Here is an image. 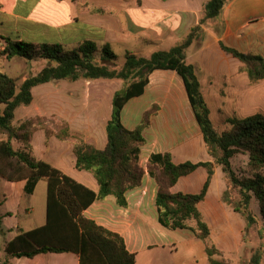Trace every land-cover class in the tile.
I'll use <instances>...</instances> for the list:
<instances>
[{"label": "crops", "instance_id": "crops-1", "mask_svg": "<svg viewBox=\"0 0 264 264\" xmlns=\"http://www.w3.org/2000/svg\"><path fill=\"white\" fill-rule=\"evenodd\" d=\"M207 2L133 0L129 6V0H110L109 3L108 0H0V35L27 41L24 37L36 31L43 37H54L62 44L70 39L76 42L75 46L84 40H93L108 42L110 46L113 43L127 45L136 41L140 46L158 43L170 48L182 41L191 27L199 24ZM73 4L76 7L74 12ZM90 4L110 5L108 24L102 22L106 16L92 14L86 7ZM134 9L140 14H146L148 20L137 23L129 15V11ZM71 10L72 21L66 18ZM219 42L264 58V0H226L220 13L205 20L202 31L185 49V61L193 65L208 107V95L216 94L217 111L226 120L232 117L227 112H233V117H245L252 114L249 110L256 108V88L263 87L264 80L250 83L244 64L223 51ZM2 48L3 42L0 40V50ZM9 60L0 56V70L2 63ZM111 81L119 84L116 90L121 88L120 80ZM35 87L32 88V102L16 109L15 123L36 116L64 121L86 143L98 149L105 146V127L110 115L108 117V110L100 114L101 107L97 101L90 104L91 114L84 120L80 112L67 117L56 113L48 116L36 111L25 118L19 116L22 107L33 105ZM146 113L149 115L142 128L144 144L139 155V165L144 169L140 186L126 192V207L117 205L114 197L107 196L92 202L83 211V215L119 234L127 250L135 254V264H208L204 242L191 230H170L159 224L155 204L157 184L147 170L148 157L155 153L169 152L176 164L184 161H213L188 100L183 80L175 71L153 70L148 76L144 92L130 98L123 106L121 122L127 129L133 130L142 125ZM242 113L244 115H240ZM40 129L43 135L34 143V134ZM13 146L18 148L22 144L14 141ZM73 147L72 140L62 141L53 135L47 137L43 126H38L32 134L29 151L36 159L49 163L77 182L97 191L98 184L92 173L76 169ZM207 175L204 167H198L180 177L171 191L198 193ZM41 183H45V200L38 208L32 197ZM25 184V179L7 181L0 177V264L5 258L4 249L8 242L20 232L40 227L46 222V180H39L31 194L24 193ZM227 187L221 166L214 164L206 195L198 203V209L210 228V240L222 252L238 249L245 228L243 217L227 206L222 198ZM9 260L13 264H79L78 256L72 252H46L31 258L10 257Z\"/></svg>", "mask_w": 264, "mask_h": 264}, {"label": "trees", "instance_id": "trees-1", "mask_svg": "<svg viewBox=\"0 0 264 264\" xmlns=\"http://www.w3.org/2000/svg\"><path fill=\"white\" fill-rule=\"evenodd\" d=\"M225 1L208 0L199 24L191 27L179 43L166 50H157L149 57L127 51L119 68L115 66L118 55L108 42L97 46L93 40H84L70 48L62 43H34L0 35L3 42L0 56L7 59L40 58L47 62L37 74L19 84L17 78L0 70V134L5 136L0 139V177L7 181L25 179V194H31L39 180L47 182L45 224L20 232L8 242L1 264H13L10 257L31 258L46 252L75 253L79 264H135V254L127 250L123 238L85 217L83 211L95 200L107 196L114 197L117 205L126 207V192L140 186L144 174V169L139 165L140 148L144 144L141 132L149 113L145 114L142 125L133 130L122 124L120 116L125 103L144 92L149 74L156 69L173 70L182 78L207 151L213 160L176 164L169 152L148 157L147 170L157 184L155 204L159 224L170 230H191L204 242L208 264H226L215 257L221 256L222 251L211 242L210 228L198 209V203L206 195L214 164L221 166L227 183L237 190L239 198L236 202H231L228 187L222 198L227 206L243 217L245 227L256 222L250 209L252 198L258 201L259 214L264 221V112L229 117L226 120L229 127L218 132L211 120L210 109L200 90L194 67L185 61V49L202 31L205 20L220 13ZM219 45L244 64L250 83L264 80L262 56L241 52L222 42ZM100 78L122 82L121 88L111 98L110 118L105 127L106 144L102 149L86 143L64 121L36 116L14 122L16 109L32 102L33 87L56 80L93 81ZM38 126H43L47 137L53 135L62 141H73L75 167L92 173L98 184L97 191L31 155L30 141ZM14 141L22 146L15 148ZM238 154L248 157L246 170L241 175L236 174L230 161ZM198 167H204L208 174L198 193L171 191L180 177ZM189 221L192 223L189 224ZM259 258L254 253L251 264H260Z\"/></svg>", "mask_w": 264, "mask_h": 264}, {"label": "rangeland", "instance_id": "rangeland-1", "mask_svg": "<svg viewBox=\"0 0 264 264\" xmlns=\"http://www.w3.org/2000/svg\"><path fill=\"white\" fill-rule=\"evenodd\" d=\"M133 0H129V6ZM110 0H108V3ZM148 2V0H147ZM99 3V2H96ZM73 12L75 11V5L73 4ZM92 12V14L106 16L107 18H102V22L108 24L109 10L111 9L110 5L106 4H90L86 6ZM97 8H101L99 11H96ZM115 15V14H113ZM129 15L136 22L143 23L145 20H148L146 14H140L137 9L130 10ZM66 18L72 21L73 15L72 10L71 14L66 15ZM137 22V23H138ZM72 36L68 37L71 38ZM24 39L29 42L34 43H59L54 37H43L36 31H31L30 34ZM67 40V41H66ZM66 46L73 47L76 45V42L66 39ZM25 41V40H24ZM101 46V42H96ZM113 51L118 55L116 60V68H119L124 61V54L127 51L135 53L137 56L149 57L153 52L162 49H168V46L158 43L144 44L142 46L138 45L136 41H132L125 45L124 43L111 45ZM1 51V50H0ZM45 59L35 58V59H24L20 57L11 58L9 61L2 63L1 70L8 73L9 75L17 78V83L19 84L25 78L37 74L45 65ZM111 65V64H109ZM258 83V82H257ZM119 87V84H116V81H111L109 79H96L93 82H89L83 79L77 81L69 80H56L43 85H38L35 92V100L32 106L22 107L18 115L23 116L24 118L28 114H32L33 111L43 112L48 116L51 113H56L64 116H71L73 113L80 112L82 120L87 118L91 114L90 104L93 101L100 103L99 111L100 114L107 112L108 117L110 115V96L113 92L116 91V88ZM256 92V108L250 113L261 111L264 112V99L262 96L264 94V86H257ZM115 90V91H114ZM209 99V108H210V117L216 127L218 132H221L229 127V124L226 122L225 116L217 111V95H208ZM42 104V106H41ZM92 106V105H91ZM93 112V110H92ZM230 116L233 117V112H227ZM240 115H244L243 113ZM236 117V116H235ZM34 143L38 141L40 136L43 135V131L40 129L34 134ZM5 136L0 134V139H3ZM246 154H238L235 157L231 158V165L233 170L237 175L243 174L246 170L247 163ZM228 196L231 198V202H236L239 198L237 190L228 183ZM45 200V183H41L37 188L35 194L32 197L36 207H40ZM250 209L252 214L256 218L251 226L245 227L243 231V241L238 247L237 250L230 249L228 252H222L221 256H215L220 258L226 264H251V257L254 253L259 255L260 264H264V221L261 219L258 209V201L255 198L251 199ZM192 223L189 221V224ZM179 233V231H178ZM177 233V234H178Z\"/></svg>", "mask_w": 264, "mask_h": 264}]
</instances>
